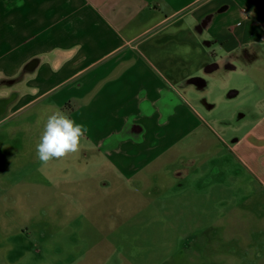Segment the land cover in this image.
<instances>
[{
    "label": "crops",
    "instance_id": "0c3cea01",
    "mask_svg": "<svg viewBox=\"0 0 264 264\" xmlns=\"http://www.w3.org/2000/svg\"><path fill=\"white\" fill-rule=\"evenodd\" d=\"M56 109L86 126L80 150L116 195L150 192L199 136L203 198L228 150L245 172L234 207L253 200L247 224L264 230V0H0V194L81 181L26 167Z\"/></svg>",
    "mask_w": 264,
    "mask_h": 264
},
{
    "label": "rangeland",
    "instance_id": "374dc122",
    "mask_svg": "<svg viewBox=\"0 0 264 264\" xmlns=\"http://www.w3.org/2000/svg\"><path fill=\"white\" fill-rule=\"evenodd\" d=\"M221 76L220 81L237 83ZM197 139L188 141L182 159L151 176L156 188L139 195H116L105 175L109 170L82 150L47 164L29 162L28 169H53L63 182L81 181L64 184L59 194L27 193L25 202L19 193L0 194V251L10 253V264H85L91 251L90 264H255L254 257L264 255V239L257 241L263 226L247 224L253 200L234 207L245 201L244 168L221 149L226 157L214 177L219 184L202 181L205 193L199 198V147L192 145ZM182 168V177L174 175Z\"/></svg>",
    "mask_w": 264,
    "mask_h": 264
},
{
    "label": "clouds",
    "instance_id": "9594fccd",
    "mask_svg": "<svg viewBox=\"0 0 264 264\" xmlns=\"http://www.w3.org/2000/svg\"><path fill=\"white\" fill-rule=\"evenodd\" d=\"M87 131L83 123L56 109L46 120L36 145L37 158L42 164L61 159L80 150L81 140Z\"/></svg>",
    "mask_w": 264,
    "mask_h": 264
}]
</instances>
